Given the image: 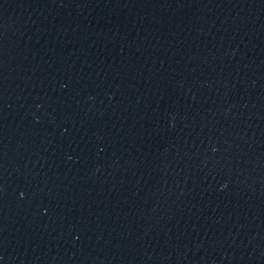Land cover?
<instances>
[{
	"label": "water",
	"instance_id": "95a60500",
	"mask_svg": "<svg viewBox=\"0 0 264 264\" xmlns=\"http://www.w3.org/2000/svg\"><path fill=\"white\" fill-rule=\"evenodd\" d=\"M128 264H264V0H211Z\"/></svg>",
	"mask_w": 264,
	"mask_h": 264
}]
</instances>
